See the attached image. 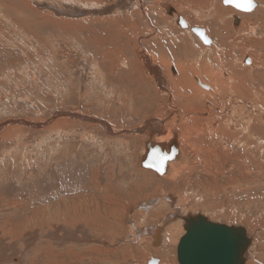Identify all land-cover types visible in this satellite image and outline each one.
Returning a JSON list of instances; mask_svg holds the SVG:
<instances>
[{
    "label": "rangeland",
    "instance_id": "1",
    "mask_svg": "<svg viewBox=\"0 0 264 264\" xmlns=\"http://www.w3.org/2000/svg\"><path fill=\"white\" fill-rule=\"evenodd\" d=\"M254 1L243 12L223 0H0V264H177L181 220L157 248L147 234L174 211L244 227L246 264H264ZM180 71L190 87L168 80ZM169 132L175 176L141 164Z\"/></svg>",
    "mask_w": 264,
    "mask_h": 264
},
{
    "label": "water",
    "instance_id": "2",
    "mask_svg": "<svg viewBox=\"0 0 264 264\" xmlns=\"http://www.w3.org/2000/svg\"><path fill=\"white\" fill-rule=\"evenodd\" d=\"M224 5H230L238 11H245L235 3L223 0ZM254 4V2H253ZM255 7V4H254ZM253 7V8H254ZM252 8V9H253ZM171 11V10H170ZM234 27L237 26L238 19L234 17ZM177 24L182 28H187V24L180 17ZM203 44H210L204 30L197 27L190 28ZM203 33V36L200 35ZM145 157L142 166L155 171L158 175H163L166 171L168 161L174 160L177 155L175 141L168 146V151L161 145L145 144ZM156 154V155H154ZM163 159L161 167V158ZM161 168L160 171L157 169ZM181 220L184 234L179 238L176 246L177 264H246L249 259V250L252 246V238L247 230L242 226L226 225L210 221L200 213L181 215L174 211L170 216L164 218L160 225H153L148 228L147 234L151 236V245L157 248L161 245V234L165 227L175 221ZM147 264H158V260L150 258Z\"/></svg>",
    "mask_w": 264,
    "mask_h": 264
},
{
    "label": "bare ground",
    "instance_id": "3",
    "mask_svg": "<svg viewBox=\"0 0 264 264\" xmlns=\"http://www.w3.org/2000/svg\"><path fill=\"white\" fill-rule=\"evenodd\" d=\"M253 2H254V4H255V7L254 8H256V5H257V3L253 0ZM166 6V5H165ZM164 8H166L167 9V6L166 7H164ZM253 8V9H254ZM262 14V13H261ZM250 15H252V14H250ZM250 15H248V16H250ZM176 16V15H175ZM237 16V15H236ZM254 17V16H253ZM252 16H250V19L251 18H253ZM177 18H179V17H177ZM237 18V17H236ZM249 18V17H248ZM255 18H256V21H258V20H261L262 18L260 17V15L259 16H256L255 15ZM182 19V18H181ZM237 19H239V18H237ZM247 19V18H246ZM263 19H264V15H263ZM238 23V22H237ZM255 23V25L257 26H255L256 28H260V25H261V22L259 21V22H254ZM256 23H258V25L256 24ZM249 25V24H248ZM263 26V31H262V34H263V36H264V25H262ZM183 28V27H182ZM190 28H192V27H190ZM184 29H186V28H184ZM203 30V29H202ZM250 30L252 31V32H255L254 30V28H250ZM191 31V30H190ZM205 33V32H204ZM263 38V37H262ZM261 38V39H262ZM209 40V39H208ZM210 41V40H209ZM260 41H262V40H260ZM259 41V42H260ZM264 43V42H263ZM261 44V43H260ZM207 45H209V44H207ZM219 46V45H218ZM260 48H261V50H264V45H261L260 46ZM208 50V49H207ZM156 60V59H155ZM245 62H247V60L245 61ZM178 65V64H177ZM176 66V65H175ZM180 66V65H179ZM155 70V69H154ZM151 71V70H150ZM175 72V71H174ZM219 72V71H218ZM188 74H186V72H184V71H180L178 74H177V76L176 77H173V78H171V77H169V74H168V80L169 81H173V82H175V81H177V80H181V87H184L185 88V85H186V88L189 86L188 84H186L187 83V80L186 79H188L187 76ZM155 76H158L157 74L155 75ZM154 76V77H155ZM212 76V75H211ZM201 77V76H200ZM226 77V76H225ZM230 77V76H229ZM160 78V77H159ZM207 78V77H206ZM205 79V78H204ZM204 79H197V80H195L196 82H197V84H199L200 85V87L201 88H203V90H209V88H210V86H207V85H205L204 83H202V82H204L205 80ZM218 79H220V77L218 78ZM158 80V79H157ZM222 80V79H221ZM233 80V79H232ZM215 81L216 80H214V83H215ZM188 82H190V80L188 81ZM210 82V81H209ZM217 82V81H216ZM167 83V82H166ZM213 83V82H212ZM214 83H213V85H214ZM218 83V82H217ZM224 82H222V84H223ZM226 84V83H225ZM224 84V85H225ZM159 85H160V83H159ZM175 85H177V84H175ZM188 85V86H187ZM172 86V85H171ZM174 86V85H173ZM179 86V87H180ZM223 85H221L220 87H222ZM176 87V86H175ZM190 87V86H189ZM192 87L194 88V92H200L198 89H197V87L192 83ZM228 87V86H227ZM230 87V86H229ZM231 87H232V85H231ZM192 88V89H193ZM214 88H216V87H214ZM225 88H226V86H225ZM170 89V88H169ZM174 89V88H173ZM176 89V88H175ZM217 90H218V88H216ZM224 89V88H223ZM222 89V90H223ZM232 89V88H231ZM201 90V89H200ZM226 90V89H225ZM219 91V90H218ZM183 92V91H182ZM204 92V91H203ZM217 92V91H216ZM230 92V91H229ZM221 93V92H220ZM256 93V92H255ZM254 93V95H256ZM219 94V93H218ZM204 95V94H203ZM217 96V95H216ZM193 97V96H192ZM208 97V96H207ZM214 97V96H213ZM212 97V98H213ZM253 97V96H252ZM255 97V96H254ZM257 97V96H256ZM190 98V97H189ZM196 98V97H195ZM198 98V97H197ZM252 119V118H251ZM252 121V120H251ZM259 123V122H258ZM159 123H152L150 126H148V129H150L151 131H153V130H155L154 129V127L155 126H157ZM252 124V123H251ZM260 124V123H259ZM258 125V124H257ZM154 126V127H153ZM156 128V127H155ZM157 128H159V127H157ZM244 128V127H243ZM256 128V127H255ZM254 128V129H255ZM245 129V128H244ZM247 129V128H246ZM254 129H252V130H254ZM255 131H256V129H255ZM243 132H245V130H243ZM251 133V132H250ZM253 134V133H252ZM254 134H255V132H254ZM248 136V135H247ZM249 137V136H248ZM254 139V138H253ZM149 141V144L152 146V145H161L164 149H165V151H168V146L171 144V142L172 141H175V139L172 137V134L169 132L166 136H159L158 137V140L157 141H152V140H148ZM175 145H176V150H177V153H179V149H178V147H177V143H176V141H175ZM145 154H146V152L144 153V155H143V157H145ZM143 160V159H142ZM178 160V157H177V155H176V157L174 158V160H171V161H168L167 162V165H166V171H165V173L166 174H170L171 176H175L177 173H178V169H176V165L174 164V162H176ZM141 164H142V161H141ZM164 173V174H165ZM171 200V199H170ZM214 222V221H213ZM169 228H166L165 227V229H164V231L165 230H168ZM161 240H162V237H161Z\"/></svg>",
    "mask_w": 264,
    "mask_h": 264
},
{
    "label": "snow or ice",
    "instance_id": "4",
    "mask_svg": "<svg viewBox=\"0 0 264 264\" xmlns=\"http://www.w3.org/2000/svg\"><path fill=\"white\" fill-rule=\"evenodd\" d=\"M229 3H235V5L239 8H243L245 11H251L252 8L254 7L253 0H228ZM201 36H203V33H200ZM205 41H207V37H204ZM156 155V154H154ZM163 159H166V157L161 158V167H162V162ZM158 171L161 170V168L157 169Z\"/></svg>",
    "mask_w": 264,
    "mask_h": 264
},
{
    "label": "flooded vegetation",
    "instance_id": "5",
    "mask_svg": "<svg viewBox=\"0 0 264 264\" xmlns=\"http://www.w3.org/2000/svg\"><path fill=\"white\" fill-rule=\"evenodd\" d=\"M230 6V5H229ZM244 12V11H243ZM205 32V31H204ZM205 35H206V33H205ZM207 37V36H206ZM208 38V37H207ZM209 39V38H208ZM210 40V39H209ZM210 43H211V40H210Z\"/></svg>",
    "mask_w": 264,
    "mask_h": 264
}]
</instances>
